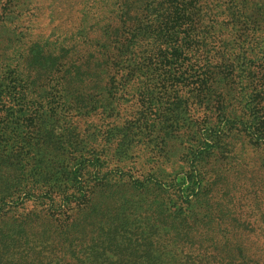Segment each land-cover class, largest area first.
I'll use <instances>...</instances> for the list:
<instances>
[{
    "label": "trees",
    "instance_id": "16d2710c",
    "mask_svg": "<svg viewBox=\"0 0 264 264\" xmlns=\"http://www.w3.org/2000/svg\"><path fill=\"white\" fill-rule=\"evenodd\" d=\"M197 106L261 133L264 0H0V264H264L219 222L206 233L208 159L181 156V179L150 160L136 176L138 150L155 160ZM155 122L162 135L131 142Z\"/></svg>",
    "mask_w": 264,
    "mask_h": 264
},
{
    "label": "rangeland",
    "instance_id": "374dc122",
    "mask_svg": "<svg viewBox=\"0 0 264 264\" xmlns=\"http://www.w3.org/2000/svg\"><path fill=\"white\" fill-rule=\"evenodd\" d=\"M160 95L167 97L165 93ZM243 102L247 104L244 114H250L252 106L246 99ZM195 108V110L190 108L193 122L183 128L181 135H174L163 141L160 136L164 149L156 152L155 160L149 150L145 153L143 149L138 150L142 155L137 159L136 176H140L138 175L140 174L138 172H142L140 167L150 160L153 165L156 162L160 164L164 172L174 173L181 179L187 177L190 171V165L186 160L183 161L181 156L188 154L199 160L208 159L210 164L201 175L200 191L197 192L200 202L195 204L196 213L200 212L204 220L210 221L206 233L211 234V228L219 222V230H223L222 234L226 241L229 244L230 240L233 242L231 247L233 251L241 248L246 253H258L261 249L264 250V232L245 231L242 224L244 221L258 220L264 226V126L259 125L261 133L254 137L250 130L249 116L242 120L225 122L220 119L215 122L212 119H206L204 115L206 110L203 107ZM124 111L127 114L132 113V111L127 112V109ZM106 122L104 121L101 129ZM221 129L226 131V136L222 138V140L225 139L224 144L230 146L229 151L219 152L218 155L209 144ZM162 133L163 128L157 122L152 127L143 125L140 129L136 126L130 133L131 142L139 143L138 148H142V144L149 138ZM117 135L123 137L124 134L117 132ZM170 151L173 155L168 159L167 155ZM124 187L127 188L126 185ZM101 189L105 194L112 191L123 192V189L120 190L118 185L113 183ZM197 197L195 196L193 200L197 201Z\"/></svg>",
    "mask_w": 264,
    "mask_h": 264
}]
</instances>
